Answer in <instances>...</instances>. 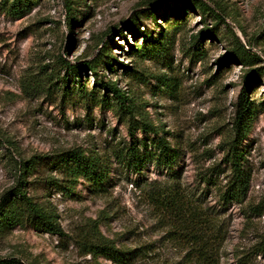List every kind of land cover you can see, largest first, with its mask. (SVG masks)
Instances as JSON below:
<instances>
[{"label":"rangeland","instance_id":"rangeland-1","mask_svg":"<svg viewBox=\"0 0 264 264\" xmlns=\"http://www.w3.org/2000/svg\"><path fill=\"white\" fill-rule=\"evenodd\" d=\"M12 1L0 0V128L22 156H40L25 187L56 214L63 232L28 220L6 225L0 228V258L20 264H187L180 240L168 234V218L144 193L175 182L202 194L204 206L218 214L226 230L221 264H264V0H205L226 9L219 22L196 0H75L72 27L64 0H33L16 15ZM133 15L140 33L117 36ZM207 28L216 36H201ZM232 29L262 58L251 63L232 55ZM61 54L76 64L98 59L96 69L79 76L59 63ZM49 77L57 80L50 91L25 87H35L37 79L49 86ZM102 80L126 92L131 112L117 107ZM241 94L254 104L252 127L241 143L251 182L242 201L224 202L218 188L231 167L223 154ZM157 137L178 152L171 167L149 160L137 172L114 154L133 142L156 148ZM70 150L97 157L102 183L69 173ZM214 163L220 171L209 170ZM206 170L217 183H204ZM16 180L1 156L0 197ZM94 219L107 239L127 250L122 260L87 250L80 231Z\"/></svg>","mask_w":264,"mask_h":264},{"label":"trees","instance_id":"trees-1","mask_svg":"<svg viewBox=\"0 0 264 264\" xmlns=\"http://www.w3.org/2000/svg\"><path fill=\"white\" fill-rule=\"evenodd\" d=\"M75 3V0H64L69 17L68 23L71 27L76 19ZM194 3L205 10L213 11L217 22L220 20L225 21L227 11L221 4L217 3L215 6H212L205 0H196ZM32 4L33 0H13L11 9L16 15L23 13L24 9L30 8ZM137 20L138 18L133 15L126 22L125 26L118 30L117 36H123L126 39L127 33L131 34V36H137L140 33ZM232 32L235 37L232 55H236L241 60L251 63H255L258 59L262 58L257 53H251L242 38L233 29ZM141 33L146 39L144 46L148 47V33L146 31H142ZM216 33L215 29L207 28L202 31L201 36L209 34L214 37ZM201 36L196 40L198 46L202 40ZM112 39H115V35H112ZM128 43L130 46H133L130 42ZM97 61L98 59H94L76 64L68 60L63 54L59 55V63L64 65L67 70H73L79 76L82 70L89 68L96 69ZM221 61L223 62V59ZM260 68H263L264 72V66ZM68 75V73L64 75L61 80V87L65 90L69 89ZM251 75L252 72L247 74V82ZM31 80L33 81V78ZM48 81L51 83L49 86H46L41 79H37L35 87L30 82L25 83V87L38 92L50 91L57 84V80L55 81L52 77H49ZM101 83L106 91L113 93L119 109L130 112L133 110V107L127 103L126 92L118 87L115 82L102 80ZM253 110L254 104L252 100L248 96L241 94L233 123L234 135L228 141L229 146L223 154V161L228 162L231 167V174L218 188L220 199L224 202L242 201L249 191L251 173L245 166V154L241 148V143L251 130ZM149 130L150 132L157 133V129L154 126H150ZM152 140L156 148H149L147 144L144 145V148L142 145L141 148L136 142H133L126 143L121 148H115L114 154L125 165L137 172H142V169L149 160H153L155 163L165 165L166 167H171L177 159V150L171 148L165 138L157 137ZM1 146H4L6 149L4 153L0 152V157L3 155L7 157L8 164L15 170L17 180L0 197V228L28 220L34 225L48 231L63 232L61 225L56 219V214L34 200L25 187L28 181L27 176L36 169L40 156L38 154L32 155L29 158L22 156L13 138L9 134L4 133L0 128ZM67 154L68 156L65 158V161L71 175H84L98 184L102 183L104 172L97 157L88 156L78 150H70ZM214 165L209 170L220 171V164L214 163ZM201 178L206 184L217 183L213 177V173L208 170L203 172ZM144 193L157 209L159 215L168 218L167 222L170 226L168 234L180 240L184 250L183 260L187 264H221L220 249L226 237V230L223 223L218 224L219 216L216 211H212L211 208L204 206V201L201 199L202 194L196 195L187 190L182 184L175 182L167 185H154L148 190H144ZM80 235L83 244L88 247L87 250L95 255L103 254L115 261H120L123 255L125 257V254H127V250L116 247L112 241L106 238L95 219L80 231ZM136 251L137 249H132L130 252ZM0 264H20V261L14 257L0 258Z\"/></svg>","mask_w":264,"mask_h":264}]
</instances>
